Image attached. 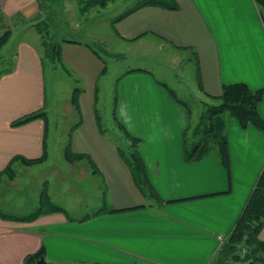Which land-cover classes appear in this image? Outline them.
Instances as JSON below:
<instances>
[{
    "label": "crops",
    "instance_id": "crops-1",
    "mask_svg": "<svg viewBox=\"0 0 264 264\" xmlns=\"http://www.w3.org/2000/svg\"><path fill=\"white\" fill-rule=\"evenodd\" d=\"M47 2L52 0H0V20L24 23L22 34L35 35L17 43L12 67L0 75V264H22L40 250L49 264H214L264 167V133L229 119L227 162L219 154L186 162L183 133L191 127L187 106L148 70L124 72L116 82L115 119L140 140L138 151L159 201L144 197L118 147L100 128L98 84L108 70L87 44H59L63 67L80 85L75 89L79 109L75 111L72 100L66 106L76 122L62 154L69 166H77L80 177L98 178L99 202L49 206L43 215L44 182L31 191L30 206L20 202V196L28 198L34 170L50 161L52 127L36 28L40 21L46 25ZM174 2L176 10L145 6L116 23L120 41L158 40V48L191 54L202 102L205 94L219 96L223 85L242 83L262 90L257 112L264 122V13L256 2ZM63 4L64 11L71 3ZM0 27V37L9 34L11 39V28ZM35 112L41 117L12 126ZM84 160L88 164L78 166ZM30 216L36 218L24 220ZM260 239L264 241V228Z\"/></svg>",
    "mask_w": 264,
    "mask_h": 264
},
{
    "label": "rangeland",
    "instance_id": "rangeland-1",
    "mask_svg": "<svg viewBox=\"0 0 264 264\" xmlns=\"http://www.w3.org/2000/svg\"><path fill=\"white\" fill-rule=\"evenodd\" d=\"M68 1L71 4L63 11V3ZM146 1L148 0H117L103 10H91L86 14H81L75 5L76 0H52L49 2L50 10L45 17L47 40L54 43L66 40L87 44L105 62L108 76L102 78L98 84L96 110L102 132L121 150H125L127 139L115 120V88L118 77L126 71L135 68L146 69L158 82L165 84L173 97L187 106L191 115L192 128L198 123L202 112L203 97L198 90L197 64L191 54L178 52L169 46L158 48L161 45L158 40L155 42L144 40L129 44L123 43L118 38L115 21L128 10ZM15 22V20L11 22L0 20V26L7 25L12 30L11 39L8 38L3 49L0 50V75L5 74L12 67L14 62L12 52L15 51L17 43L26 35V33L22 34L26 27L22 26L24 23ZM2 32L4 31L0 27V35ZM31 35H26L24 40L35 37ZM32 45L39 46L36 42ZM43 66L46 110L52 127L49 133L50 138H48V145L51 148L50 161L34 170L36 176L28 186V198L22 195L19 200L23 206H30L31 191L35 192L38 186L41 188L44 182L42 192L43 190L45 192V202L42 204V214L47 215L50 207L62 209L75 201L80 204L85 201L99 202L102 186L99 185L97 177L90 179L89 174L86 177H80L77 174V166H69L70 160L63 158L62 154L67 145L68 133L76 122L75 116L67 111L66 106H69L73 92L80 85L75 83L73 77L63 66L56 64L54 67L47 61ZM214 154L216 155V152L212 155ZM253 155L255 156L254 152ZM80 163L88 164L84 160L77 163L78 166ZM242 170L249 173L250 167ZM33 175L32 172L31 177ZM237 184L242 183L237 181ZM238 188H240L239 185Z\"/></svg>",
    "mask_w": 264,
    "mask_h": 264
},
{
    "label": "trees",
    "instance_id": "trees-1",
    "mask_svg": "<svg viewBox=\"0 0 264 264\" xmlns=\"http://www.w3.org/2000/svg\"><path fill=\"white\" fill-rule=\"evenodd\" d=\"M50 1V0H47ZM77 8L81 14L91 10H103L110 3L117 0H76ZM261 11H264V0H254ZM49 3V2H47ZM145 6H158L168 10L178 8L174 0H148L138 4L125 12L115 22L123 20L134 11ZM43 21L37 23L36 28L42 39L44 56L42 64H56L64 66L59 53L58 42H51L46 38V27ZM9 34L0 37V49L7 42ZM199 84V83H198ZM200 91L204 93L201 85ZM76 91L72 96V104L77 111ZM205 94V93H204ZM206 101H201L202 112L198 123L192 128L188 127L183 133L184 159L192 162L205 158L213 152L219 154L224 163L228 157V143L226 129L229 119H235L241 128L252 125L264 133V122L257 112V106L263 98L262 90H250L245 84L237 83L223 85L219 96L212 97L205 94ZM40 112L29 114L15 122L12 126L22 124L41 117ZM116 120V119H115ZM119 127L124 131L126 137L125 150L118 148V153L127 165L133 182L140 193L152 200L159 201V196L153 189L144 162L139 154L138 147L140 140L131 137L123 126L116 120ZM116 210H110L115 212ZM36 216L26 217L25 221H31ZM19 220V219H16ZM264 228V167L251 191L246 204L235 222V225L222 242L214 264H264V241L260 234ZM43 257V250L27 256L22 264H36Z\"/></svg>",
    "mask_w": 264,
    "mask_h": 264
},
{
    "label": "water",
    "instance_id": "water-1",
    "mask_svg": "<svg viewBox=\"0 0 264 264\" xmlns=\"http://www.w3.org/2000/svg\"><path fill=\"white\" fill-rule=\"evenodd\" d=\"M36 264H49V263H47V262L45 261V259L42 257V258H40V259L37 261Z\"/></svg>",
    "mask_w": 264,
    "mask_h": 264
}]
</instances>
